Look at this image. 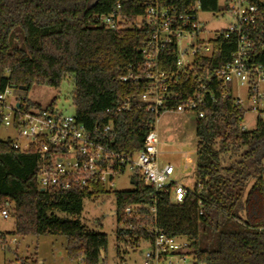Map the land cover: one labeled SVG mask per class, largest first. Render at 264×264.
<instances>
[{
  "label": "trees",
  "instance_id": "obj_1",
  "mask_svg": "<svg viewBox=\"0 0 264 264\" xmlns=\"http://www.w3.org/2000/svg\"><path fill=\"white\" fill-rule=\"evenodd\" d=\"M151 1L0 0V92L8 86L27 93L35 85L59 88L71 77L77 120L92 132L97 129L99 140L117 151L143 149L156 117L140 100L144 87L122 77L143 63L139 45L149 38L151 28L139 20ZM196 1L162 0L183 12ZM199 1L203 11L228 10L219 0ZM251 2L264 13V0ZM114 11L126 20V28L113 31L100 24L99 16ZM250 33L264 45V17ZM235 47V41L219 39L212 55L198 56L197 72L214 73L231 60ZM166 60L164 68L174 70L176 55ZM199 86L191 76L184 79L174 87L181 97L173 104L190 98ZM21 100L27 108H43ZM55 106V99L47 105ZM204 112L196 120V185L182 203L173 202L168 193L158 194V227L169 236L187 237L195 264H264V120L259 119L254 129H243L246 111L219 95ZM38 169L35 150H17L11 140L0 139V208H8L15 218L10 234L64 236L71 260L97 264L104 252L106 263L107 234L89 229L79 219L84 199H97L106 190L99 185L84 191L44 190ZM133 180L132 189L114 192L120 222L126 207L139 204L145 212L152 202L153 187L135 176ZM56 211L74 218L62 219ZM6 237L1 233L0 242ZM117 238L135 248L150 233L122 228Z\"/></svg>",
  "mask_w": 264,
  "mask_h": 264
},
{
  "label": "built area",
  "instance_id": "obj_2",
  "mask_svg": "<svg viewBox=\"0 0 264 264\" xmlns=\"http://www.w3.org/2000/svg\"><path fill=\"white\" fill-rule=\"evenodd\" d=\"M228 1L232 2L234 23L214 32H209L200 18V13L206 11H203L199 0L185 12L175 5L164 4L162 0L147 3L139 20L145 21L151 28L149 38L139 45L143 63L137 70L122 77L125 82L144 87L140 100L147 105V111L156 117L155 125L147 134L141 150L117 151L99 140L95 134L97 129L93 132L88 130L75 114L60 113L56 106L27 108L20 99L8 104L6 99L13 88L8 86L0 92L1 126L12 128L19 138L28 140L25 145L11 140L15 149H33L39 154L38 178L42 189L84 191L93 190L99 185L106 190L107 186L114 185L115 177L128 170L136 174L135 178L153 187L152 202L145 207V212L141 211L143 206L137 204L126 207L121 213L123 229H141L150 233L149 239L142 238L139 245L133 248L139 249L143 242L150 244L141 264L196 262L190 240L184 236H169L157 223L159 193H168L173 202L182 203L196 185L188 187L174 182V167L159 162L160 135L157 125L161 114L195 112L197 120L204 117V107L209 101L216 100L219 95L223 99L232 98L236 106L246 111L243 129H248L245 120L249 114L255 115L256 122L264 120V45H259L250 33L263 20L264 13L251 0ZM98 21L113 31L127 27L126 20L118 11L99 16ZM222 38L236 42L231 60L214 73L199 74L196 70L198 56L212 55L216 42ZM173 54L176 55L174 70L165 69L166 58ZM190 76L200 83L199 88L190 98L174 105L173 102L181 97L174 87ZM111 128L110 124L105 131ZM189 162L190 157L186 152L185 166H189ZM0 215L8 218V209L0 208ZM102 259L97 264H107ZM115 264L128 263L120 258Z\"/></svg>",
  "mask_w": 264,
  "mask_h": 264
},
{
  "label": "rangeland",
  "instance_id": "obj_3",
  "mask_svg": "<svg viewBox=\"0 0 264 264\" xmlns=\"http://www.w3.org/2000/svg\"><path fill=\"white\" fill-rule=\"evenodd\" d=\"M220 6H227L228 10L219 14L206 11L200 13L201 20L206 23V29L214 32L228 28L234 23L231 12L232 2L219 0ZM74 81L67 77L59 88L50 86L35 85L28 93L13 89L12 94L6 99L10 104L16 99L26 98L30 103H37L45 107L52 100L56 101V108L65 115H74L75 107L72 100ZM164 112L161 114L157 125L160 135L159 162L162 165L171 164L175 172L172 180L178 184L193 187L196 183L194 170L196 167V113L181 114ZM248 129H254L256 118L254 114H249L245 120ZM1 140H17L21 145L27 143V139L19 138L17 132L12 128L0 127ZM189 154V166H185V153ZM264 163V160H263ZM136 174L132 171L114 178V185L107 186L106 192L97 199L86 197L84 199L83 211L79 216L81 222L89 229L107 234L108 246L106 251L107 264H115L123 258L128 264H141L145 252L150 248V244L143 242L139 249L134 250L124 241L117 238L118 229L123 228V223L118 220L117 203L114 195L115 191L130 190L134 187L131 179ZM254 179L249 181V188L253 185ZM8 209V208H7ZM55 214L62 219H73L74 217L62 211ZM15 230V218L10 215L3 218L0 215V233L6 234V240L0 242V264H82L80 260H71L68 257L66 246L67 239L64 236L55 235H12ZM190 262H193L189 258Z\"/></svg>",
  "mask_w": 264,
  "mask_h": 264
},
{
  "label": "water",
  "instance_id": "obj_4",
  "mask_svg": "<svg viewBox=\"0 0 264 264\" xmlns=\"http://www.w3.org/2000/svg\"><path fill=\"white\" fill-rule=\"evenodd\" d=\"M132 183H133V184H135V183H136V181H135V180H133V181H132ZM101 254H102V258H103V257H104V252H102Z\"/></svg>",
  "mask_w": 264,
  "mask_h": 264
},
{
  "label": "crops",
  "instance_id": "obj_5",
  "mask_svg": "<svg viewBox=\"0 0 264 264\" xmlns=\"http://www.w3.org/2000/svg\"><path fill=\"white\" fill-rule=\"evenodd\" d=\"M181 117H183V115L180 114V115H179V118H181Z\"/></svg>",
  "mask_w": 264,
  "mask_h": 264
}]
</instances>
